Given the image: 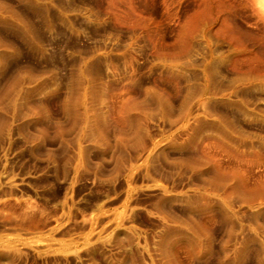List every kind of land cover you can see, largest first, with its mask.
<instances>
[{"label": "rangeland", "instance_id": "obj_1", "mask_svg": "<svg viewBox=\"0 0 264 264\" xmlns=\"http://www.w3.org/2000/svg\"><path fill=\"white\" fill-rule=\"evenodd\" d=\"M0 264H264V0H0Z\"/></svg>", "mask_w": 264, "mask_h": 264}]
</instances>
